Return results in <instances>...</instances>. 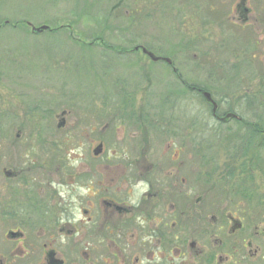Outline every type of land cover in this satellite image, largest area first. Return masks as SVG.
<instances>
[{
  "label": "rangeland",
  "instance_id": "374dc122",
  "mask_svg": "<svg viewBox=\"0 0 264 264\" xmlns=\"http://www.w3.org/2000/svg\"><path fill=\"white\" fill-rule=\"evenodd\" d=\"M210 2L205 0L202 7L194 1L195 5L176 15L178 7L172 9L165 0L145 2L138 11L132 0H0V162L17 173L12 183L26 174L29 188L44 196L39 200L35 195L31 201L45 204L40 214L45 237L71 228L86 231V217L91 212H86L89 193L83 183L91 174L85 170L100 175L103 168L101 155L94 157L92 153L93 141L101 130L96 121L104 119L107 98L116 102L113 93L106 95L107 88L117 85L122 71L129 72L137 86L146 81L139 75L141 70L148 71L146 64L138 67L127 63L149 59L140 50L129 51L134 45L190 62V83L202 84L205 78L213 81L219 74L216 67L225 68L226 77L217 89L222 94L214 91L223 101L221 110L233 109L249 121L264 119V48L251 50L245 43L247 29L237 26L230 31L225 27L227 17L217 14L214 4L207 5ZM26 21L34 26L48 25L50 30L35 33ZM61 24L64 28L59 30ZM117 25L122 30H117ZM253 51L254 59H249ZM120 59L124 64H119ZM201 60L204 70L197 64ZM160 70L157 67L156 71ZM250 98L257 105L251 109L245 105ZM188 103L191 201L201 197L204 202L200 206H206L209 201L237 199V193L232 195L229 188L222 192L214 185L215 174L204 186L195 181L203 171L231 162L224 155L217 158V154L222 150L235 152L237 136L227 145L229 138L222 141L217 136L231 128L222 126L218 134L217 122L206 104L194 94ZM62 111L65 126L58 129ZM159 141L158 146L164 148V141ZM193 152L204 154L210 163L200 170ZM263 184L256 197L264 200ZM209 211L206 215H211ZM28 212L37 215L35 209ZM15 215L26 213L17 211ZM38 254L36 246H24V256L14 258L12 264H37Z\"/></svg>",
  "mask_w": 264,
  "mask_h": 264
},
{
  "label": "flooded vegetation",
  "instance_id": "af4514ba",
  "mask_svg": "<svg viewBox=\"0 0 264 264\" xmlns=\"http://www.w3.org/2000/svg\"><path fill=\"white\" fill-rule=\"evenodd\" d=\"M132 1L138 11L145 2L159 0ZM165 1L172 9L178 7L176 15L195 5L194 1L205 5V0ZM210 1L207 5L214 4L217 14L227 17L226 28L247 29L245 43L251 50L264 48V0ZM217 42L221 40L217 38ZM135 47L140 50L145 46L137 44L129 51H137ZM151 52L160 59L144 54L149 58L144 63L137 59L127 61L138 67L146 64L148 71L141 70L139 74L146 80L143 84L137 86L130 73L122 71L117 85L107 88L106 95L113 93L116 102L107 98L109 106L104 109V119L102 123L96 121L101 130L93 141L92 153L94 157L101 155L103 168L101 176L85 170L91 174L83 183L89 193L86 212H91L86 217L85 232L71 228L47 233L45 237L40 216L45 204L34 205L31 201L35 195L39 200L44 196L29 188L26 174L12 183L17 173L0 162V264L22 259L24 246L37 247V264H264V200L256 197L257 189L264 183V119L249 121L233 109L221 110L223 101L214 91L226 77L225 68L216 67L219 74L213 81L205 78L202 84L190 83V62ZM251 54L249 59H254L255 52ZM122 60L119 64H124ZM105 64L109 66L108 62ZM197 64L203 70L206 67L202 60ZM157 67H161L159 72ZM191 94L206 104L217 122L218 134L222 126L231 128L217 138H229V145L237 136L235 152L222 150L217 154V158L224 155L231 162L217 164L194 179L204 186L215 174L214 185L222 192L229 188L232 195L237 193V199L232 196L209 201L206 206H200L204 202L201 197L190 199ZM245 103L250 109L257 106L253 98ZM64 115L65 111L59 115L58 129L65 126ZM60 122L63 126H59ZM159 140L164 141V148L158 146ZM97 146L101 151L95 155ZM192 154L198 157L193 159L200 162V170L210 163L204 154ZM7 180L8 185L4 184ZM29 209L37 210V215L32 216ZM17 211L26 215L17 216ZM208 211L211 215H206Z\"/></svg>",
  "mask_w": 264,
  "mask_h": 264
},
{
  "label": "water",
  "instance_id": "95a60500",
  "mask_svg": "<svg viewBox=\"0 0 264 264\" xmlns=\"http://www.w3.org/2000/svg\"><path fill=\"white\" fill-rule=\"evenodd\" d=\"M27 25L30 26V27H31V30H32V31H35V32H42L43 30H46V29H47V26H45V25H41V26H39V27H34V26H32L29 22L27 23ZM136 49H137V48H136ZM142 52H143L144 54L148 55L150 59H153V60L160 59V57L155 56L151 51H148V50H147L146 48H144V47L142 48ZM166 59H169V58H166ZM205 95H206V97H207L208 99H210V94H209V93H206ZM214 105H215V103H214ZM59 126H63V122H60V123H59ZM100 151H101L100 146H97V147L93 150V152H94L95 155H98V154L100 153Z\"/></svg>",
  "mask_w": 264,
  "mask_h": 264
},
{
  "label": "trees",
  "instance_id": "16d2710c",
  "mask_svg": "<svg viewBox=\"0 0 264 264\" xmlns=\"http://www.w3.org/2000/svg\"><path fill=\"white\" fill-rule=\"evenodd\" d=\"M10 24V23H9ZM23 24V23H22ZM2 25V24H1ZM3 25H6V23L5 22H3ZM12 25H14V26H17V25H20V24H12ZM25 27H27L25 24H23ZM59 26H61V25H59ZM59 26H58V29H59ZM63 26V25H62ZM28 28V27H27ZM54 28H51V30H53ZM56 30V29H55ZM60 30V29H59Z\"/></svg>",
  "mask_w": 264,
  "mask_h": 264
}]
</instances>
